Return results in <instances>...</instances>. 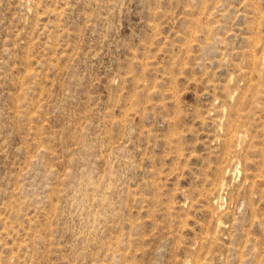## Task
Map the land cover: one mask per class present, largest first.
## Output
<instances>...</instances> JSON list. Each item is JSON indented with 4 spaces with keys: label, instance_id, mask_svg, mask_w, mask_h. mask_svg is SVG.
<instances>
[{
    "label": "rangeland",
    "instance_id": "374dc122",
    "mask_svg": "<svg viewBox=\"0 0 264 264\" xmlns=\"http://www.w3.org/2000/svg\"><path fill=\"white\" fill-rule=\"evenodd\" d=\"M0 264H264V0H0Z\"/></svg>",
    "mask_w": 264,
    "mask_h": 264
}]
</instances>
